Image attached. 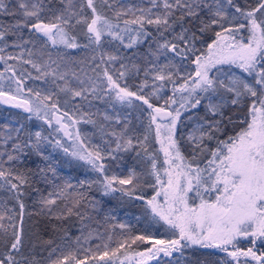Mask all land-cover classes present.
Masks as SVG:
<instances>
[{"label": "snow or ice", "instance_id": "1", "mask_svg": "<svg viewBox=\"0 0 264 264\" xmlns=\"http://www.w3.org/2000/svg\"><path fill=\"white\" fill-rule=\"evenodd\" d=\"M0 66V264H264V0H0Z\"/></svg>", "mask_w": 264, "mask_h": 264}, {"label": "trees", "instance_id": "2", "mask_svg": "<svg viewBox=\"0 0 264 264\" xmlns=\"http://www.w3.org/2000/svg\"><path fill=\"white\" fill-rule=\"evenodd\" d=\"M130 2L140 3L141 0H130ZM145 2H146V0H145ZM249 3L254 4L255 0H249ZM0 68H2V66H0ZM141 79H142V76H141ZM97 106L100 107L101 109H103V107H104L103 104H98ZM137 114H139V113H137ZM24 115L25 114L22 113L21 110H19V109H12V108L6 107L4 105L3 106L0 105V125H4L8 119L15 121L17 123V121L21 120V118ZM27 123H28L29 128L34 129V130H39V126H40L41 122L33 120V121H29ZM77 127L80 128V131L82 134H92L95 132V128L91 124L81 123ZM48 131H50V129L45 130V135L47 134ZM184 131H187V128H185ZM60 135L62 136V134H60ZM55 138H59V137H55ZM92 140H93V142H99L97 136H92ZM64 142L66 144H68L67 138H64ZM45 151H46V153L51 155V158L53 161L58 162L57 168L63 177L71 179L73 183H75V181L77 179H83L84 178V176L86 174L85 168L81 167L75 161H72L71 163H69V160L71 158L65 156L64 153L62 152V150H59V149L54 150L52 147L49 146V147H46ZM125 161L128 165H131L133 163L130 156H125ZM26 163L30 168H33V169H35L37 167V165L42 166V162L39 160V158H37L35 156H31ZM89 175H91V174H89ZM41 187H43V186H41ZM96 195H97V198H99L98 194H96ZM0 199H7V194L4 192H0ZM25 202H26V204L31 206V203H32L31 199H26ZM12 203H14V202L9 201L10 205ZM116 206H117V202L112 201V204L109 207H116ZM140 211H141V209L138 206H134V205L129 204V203L121 204L118 208V211H117V220L119 222L128 223L129 225L132 226L133 232L138 234L143 229H142V226L140 224H138L133 217L138 216L140 214ZM38 219H40V218L32 217L31 219H29L28 217H25L26 225H31V226L35 227L37 225ZM40 223L43 224L42 219H40ZM76 223L77 222H76L75 218H73L70 222L65 224V227H68L69 231L72 232L74 235H79V232L77 231L76 227L70 226V225H74ZM105 226L106 225H104L102 219L100 221L99 226L96 224H93V227H99V230L101 232L104 231ZM119 232H120V230L117 229V233H119ZM153 232H156L158 235H162L165 237L168 235L167 233L164 232V229L159 227V226H157V228L153 229ZM52 235H53V233L50 230L44 233V237L46 239L51 237ZM93 243H96V241H93ZM240 246L243 248H247L250 245L248 244L247 241H243ZM142 247H146V245L142 246ZM210 251H212V250H199V249L195 250V251L188 250L186 252V256L188 257V261L191 262V264H196V262H199V264H204V262L207 260L216 259V257L209 255ZM186 264H187V262H186Z\"/></svg>", "mask_w": 264, "mask_h": 264}, {"label": "rangeland", "instance_id": "3", "mask_svg": "<svg viewBox=\"0 0 264 264\" xmlns=\"http://www.w3.org/2000/svg\"><path fill=\"white\" fill-rule=\"evenodd\" d=\"M10 123H11V124H16V122H15V121H12V120H9V119L6 121V123H5V124H10ZM5 124H4V125H5ZM81 134H82V133H81ZM82 135H83V134H82ZM68 143H71V142H70V141H68Z\"/></svg>", "mask_w": 264, "mask_h": 264}, {"label": "flooded vegetation", "instance_id": "4", "mask_svg": "<svg viewBox=\"0 0 264 264\" xmlns=\"http://www.w3.org/2000/svg\"><path fill=\"white\" fill-rule=\"evenodd\" d=\"M258 247H260V245H259V243H258V245H257ZM249 247V246H248ZM261 250H264V248H261Z\"/></svg>", "mask_w": 264, "mask_h": 264}, {"label": "water", "instance_id": "5", "mask_svg": "<svg viewBox=\"0 0 264 264\" xmlns=\"http://www.w3.org/2000/svg\"><path fill=\"white\" fill-rule=\"evenodd\" d=\"M3 106V105H2ZM6 107H8V106H6ZM10 108V107H9ZM13 109V108H12Z\"/></svg>", "mask_w": 264, "mask_h": 264}]
</instances>
